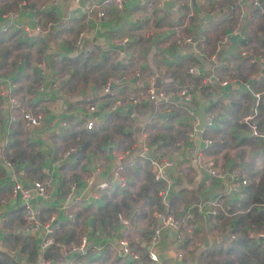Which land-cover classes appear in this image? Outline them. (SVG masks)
<instances>
[{"label": "crops", "instance_id": "0c3cea01", "mask_svg": "<svg viewBox=\"0 0 264 264\" xmlns=\"http://www.w3.org/2000/svg\"><path fill=\"white\" fill-rule=\"evenodd\" d=\"M221 1L123 0L120 10L112 5L101 8L99 18L98 7L89 13L82 9L100 0H9V7L0 4V151L10 138L15 152L24 150L19 165L0 158V250L12 264H39L41 259L50 264H197V256L205 249L223 251L230 238L227 230L235 221L227 213L215 219L216 213L208 212L209 202L221 210L228 207L238 198L231 186L252 174L250 170L263 167L264 171L262 143L243 122L256 103L253 121L264 132L262 112L257 109L264 95L254 97L264 92V46L260 31L254 35L247 25L261 21L250 14L252 0H235L230 12L219 7ZM257 10L264 15V4ZM48 21L51 28L46 34L26 38L23 28ZM211 29L208 37L205 32ZM190 67L194 73L187 71ZM172 70L178 74L172 76ZM107 83L122 97L131 92L140 96L148 85L165 91L186 87L190 99L186 104L156 101L112 109L98 94ZM9 99L20 103L13 110V120L6 110ZM201 104L203 125L197 130ZM88 105L95 106L92 115ZM21 111L41 115L39 124L24 129ZM113 111L126 117L122 119L129 124V142L121 134L100 131ZM89 115L96 125L80 131L78 125L83 128ZM93 131L98 132L85 143L83 134ZM161 133L174 143L160 136L155 139ZM146 146L151 156H162L170 165L162 170L161 178L155 177L153 165L149 167L154 180L162 184L158 195L147 190L128 213L121 209L129 221V247L139 255L132 260L118 254L116 240L122 226L117 217L104 219L95 211L106 199L110 206L119 195L138 190L141 176L133 173L134 160ZM36 152L40 158L37 171L24 172L25 157L32 158L29 163L34 165ZM198 156L210 160L220 176H208L195 164ZM88 174L92 175L89 183L84 180ZM18 177L45 183L46 196L31 191L32 203L42 224L56 225L57 246L40 249L41 231L20 230L22 214L11 193V181ZM124 182L129 185L127 190ZM100 183H106L108 190L93 199L94 186ZM159 200L161 211L156 205ZM158 214L177 222V231L162 227ZM157 226L161 232L153 263L146 256L147 240L151 228ZM82 236L86 253L69 251Z\"/></svg>", "mask_w": 264, "mask_h": 264}, {"label": "built area", "instance_id": "2783aa9c", "mask_svg": "<svg viewBox=\"0 0 264 264\" xmlns=\"http://www.w3.org/2000/svg\"><path fill=\"white\" fill-rule=\"evenodd\" d=\"M77 0H73L75 3ZM122 2L123 0H100L99 3H90L86 4L82 12H90L93 8L98 7L96 10V18H99L103 15V11L101 8L105 7V5H112L117 9L122 8ZM252 7H258V1L252 0L251 1ZM11 15V14H10ZM51 28V22H45L41 25L37 26H31L23 28L24 35L27 39L34 40L35 38L39 36H43L48 32V30ZM197 51V49H196ZM263 67H264V61H263ZM42 70V66L39 68V71ZM189 73H194L195 70L190 67L187 69ZM222 85H224L226 82H220ZM99 95H104L105 98H107L110 101V108H123V106L129 105H137V104H143L147 102H167V103H173L175 100L178 102H181L182 104H186L188 100L190 99L189 91L186 87H183L181 89H177L176 91H165V90H154L153 87L147 86L144 89V93L140 96L131 92L128 93L126 96H118L116 93L110 88L109 83L102 86L100 89ZM264 95V92H257L254 93V97L258 98L259 95ZM104 99V98H102ZM102 103L104 100H100ZM20 103L9 99L8 106L6 107L7 115L9 120H13V110L15 107L19 106ZM256 103L254 106L250 109V113L243 117V122L249 127V133L252 137L256 138L262 143V146L264 148V132L262 133L258 128L257 125L254 123L253 118L255 114L257 113L256 110ZM87 111L92 115L95 112V106L94 105H88ZM186 112V109H185ZM188 116H193L190 111L187 110ZM89 115L86 117L84 122L82 123L83 129H91L96 125V119L94 116L92 117ZM20 120L22 121L24 129H29L33 126H36L39 124L41 120V115L39 114H32L28 111H21L20 113ZM191 124L194 126L196 121L195 118L191 120ZM208 143V142H207ZM148 150L147 146L146 149L143 150L141 153V157H146ZM118 158V156H117ZM195 164L204 169V172L211 177H219L220 174L217 172V170L213 167L212 162L209 160L204 159L202 156H198L195 158ZM151 164L155 168V177L161 178V172L163 169H166L170 165V161L168 159L163 158L162 156H159L157 158L151 159ZM120 171V167H117L116 174ZM15 174V173H14ZM92 179V175L88 174L84 178L86 182H90ZM245 184L244 179H238L236 181V185L231 186V189L233 192H238L239 188ZM45 183L39 182V181H32L28 182L27 180H21L19 177L17 179H13L11 181V193L15 197L16 205L21 210V219L22 222L20 224V230H22L25 233H34L37 231H41V238L39 242L40 249H43L47 246H50L52 244L58 245L52 238V234L54 232V229L56 228L55 224L49 225L48 223L42 224L39 218V213L36 208H34L32 201L34 198L31 197V191H34L36 195L40 197H45ZM108 190V186L106 183H100L94 186L93 192L91 193V196H93V199H97L102 197L105 190ZM106 190V191H107ZM209 214L214 215L216 213V203L213 201L209 202ZM261 208L264 210V197L262 198V201L260 202ZM158 217L161 219V226H169L173 232L177 231V222H174V220L170 216H163L158 214ZM117 220H119L122 230L120 236L117 238L116 243L118 246V254L121 256H128L132 260H137L139 258L138 254L130 249L129 242H128V235L130 231L129 221L128 218L125 216H122L120 213L116 214ZM52 220V218H50ZM161 230L160 227H155L150 235L149 241H148V249H147V258L149 259V262H156L157 261V255L155 254L156 249L158 248V242H159V234ZM250 237H261L264 240V230H261L259 232L250 233ZM85 246H86V239L84 236H82L79 239L78 244L72 246L69 248V251H74L75 253L84 255L85 252ZM39 264H50L49 262L41 259ZM66 264H82L79 262H67Z\"/></svg>", "mask_w": 264, "mask_h": 264}, {"label": "trees", "instance_id": "16d2710c", "mask_svg": "<svg viewBox=\"0 0 264 264\" xmlns=\"http://www.w3.org/2000/svg\"><path fill=\"white\" fill-rule=\"evenodd\" d=\"M1 1H3L4 3L0 2V4L6 5V7H9V5L7 4L9 0H1ZM234 1L235 0L221 1V4L219 7L229 12L233 11L234 7L232 9L231 6H232V3H234ZM259 3L263 5L264 0H259ZM255 8L258 9V7L252 8L250 10V14L252 15V17L256 19H261V21L259 20H256L254 22L248 21L247 25H248V28L250 29V33H253L254 35H257L256 32L260 31V34H262L261 38H262V42L264 46V20H262V17L264 15H262V13L259 14L258 10ZM252 24L254 25L255 30L251 29L250 25ZM211 31L213 30L212 29L206 30L205 33L208 35V37L209 35H212ZM255 39H257V37H255ZM2 54H3L2 58L6 56V49L5 51L2 52ZM170 73L172 76L173 75L175 76L178 74V71L172 70ZM102 98L106 99V101L104 100L106 103L105 104L106 106L110 105V101L107 98H105L104 95L102 96ZM257 109H258V112H262L260 116H261V121L264 123V101H260L259 106H257ZM122 117H125V116L119 114L118 112H114V111L110 112V114H108L106 118L104 119V123H102V127H103V124L106 127L104 129H100V131L101 132L104 131L107 133L109 131H112L115 134H121L123 138H125L124 140L128 139L127 141L129 142V140H131V138H128L131 135V133L129 132V124L128 122H125L124 118L122 119ZM80 122L81 120L79 121V124ZM78 126H79L80 131H84L80 125ZM97 132L93 131L91 134H83V137L85 138L84 142L86 143L87 140L91 137L94 138V134H96ZM102 136L104 137V134H102ZM158 136H160L163 139H167L168 141H170V143H174V141H171V138L168 134H163V133L158 134L155 137V139ZM71 142L72 140L68 143H71ZM13 143L14 142L11 141V138H10V141L7 143L6 147L4 148V151H0V156H1L0 158L3 160V162L5 161L12 165L13 164L19 165V163H21V161H23L24 159L23 158L24 150L19 151L20 154H18V151L15 152L16 148L12 147ZM131 143L132 141L129 144ZM82 145H84L83 142H82ZM216 146L217 145H215V147ZM221 146L222 145L220 144V148ZM9 149H11V152H9ZM32 156L34 159L33 160L34 165L29 163L31 162V159H32V158L30 159L29 156L25 157L27 161V163L25 164V167L22 165V169L26 173L29 171L32 172L34 170H35L34 171L35 173L37 171L36 169L37 162L40 159L38 158L39 154L36 152ZM152 158L154 157L146 156V157H137L134 160V167L135 166L136 167L133 168V173L135 174V177L137 178L141 176V182L139 183V186H137L138 190L133 189V191L135 190L134 193L130 192L126 195L121 194L119 196L116 192H114L113 195L118 196L119 200L115 204H112L109 206L108 202H106V200L108 199H106L103 202V206L98 207L99 209L95 211V215L97 213H100L102 214V218L106 219V218L115 217L117 213H120V212L122 213L121 209H125V212L127 211L129 212L131 209L130 207L134 203H136L135 201L140 197L141 193H146L147 190L158 195L157 194V192L159 191L158 189L162 186V184H161V181L154 180L151 169H149V167L152 166L151 164ZM261 169L257 171L250 170L249 172H253V173L248 175L247 176L248 178L247 177L239 178V179H244L245 184L239 188L237 192L238 198L235 199L231 205L229 204L228 207L224 206L222 210L221 208H219V206H216V215L214 214L215 215L214 218L220 219L223 215H225L224 213L233 215L235 226L232 229L227 230V232L230 234L229 235L230 238H228V241L224 242L225 245L223 247V251L218 250L217 248L210 249L209 247L205 249V251H202L197 256L196 258L197 264H264V242L259 241L257 237L255 236H252V237L249 236L250 233H255V232L264 230V210L260 206V202L262 201V198L264 197V171H261ZM31 176H34V175L32 174ZM254 176L257 178L256 180H254ZM124 184L127 190L129 185L125 182ZM131 193L133 194L131 195ZM145 199L150 200V197H146ZM153 200L156 201L155 198L152 199L151 201L153 202ZM156 205H158L157 210L161 211L160 200L156 203ZM142 214H143L142 215L143 217L144 212ZM98 222H100V220ZM153 229L151 228L147 242L149 241V238H150V235ZM222 229H224V227ZM52 238L55 241L53 234H52ZM218 238L220 239V236ZM9 239L10 238L8 237L7 240L9 241ZM76 244L77 242H74V245ZM221 253L222 255L219 257V254ZM146 256H147V252H146ZM7 257H8L7 254L0 250V264H12L11 261Z\"/></svg>", "mask_w": 264, "mask_h": 264}, {"label": "water", "instance_id": "95a60500", "mask_svg": "<svg viewBox=\"0 0 264 264\" xmlns=\"http://www.w3.org/2000/svg\"><path fill=\"white\" fill-rule=\"evenodd\" d=\"M111 86H112V85H111ZM202 125H203V105L201 104V106H200V108H199V110H198V112H197V124H196V126H195V129L199 130V129L201 128ZM147 156L150 157V156H151V152H148V153H147ZM130 220H132V217H130ZM223 237L226 238L227 235L224 234ZM257 239H258L259 241L262 240L261 237H257Z\"/></svg>", "mask_w": 264, "mask_h": 264}, {"label": "clouds", "instance_id": "9594fccd", "mask_svg": "<svg viewBox=\"0 0 264 264\" xmlns=\"http://www.w3.org/2000/svg\"><path fill=\"white\" fill-rule=\"evenodd\" d=\"M148 152H150V151H148ZM148 152H147V153H148ZM150 157H151V156H150ZM262 240H263V239H262Z\"/></svg>", "mask_w": 264, "mask_h": 264}, {"label": "rangeland", "instance_id": "374dc122", "mask_svg": "<svg viewBox=\"0 0 264 264\" xmlns=\"http://www.w3.org/2000/svg\"><path fill=\"white\" fill-rule=\"evenodd\" d=\"M128 142V141H127ZM217 168V167H216ZM218 169V168H217Z\"/></svg>", "mask_w": 264, "mask_h": 264}]
</instances>
